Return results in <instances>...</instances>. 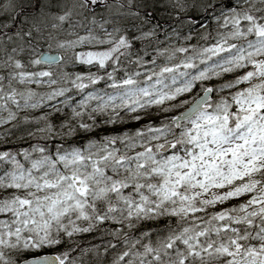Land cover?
I'll return each instance as SVG.
<instances>
[{"label":"snow or ice","instance_id":"snow-or-ice-1","mask_svg":"<svg viewBox=\"0 0 264 264\" xmlns=\"http://www.w3.org/2000/svg\"><path fill=\"white\" fill-rule=\"evenodd\" d=\"M0 129V264H264V0H0Z\"/></svg>","mask_w":264,"mask_h":264},{"label":"trees","instance_id":"trees-1","mask_svg":"<svg viewBox=\"0 0 264 264\" xmlns=\"http://www.w3.org/2000/svg\"><path fill=\"white\" fill-rule=\"evenodd\" d=\"M206 23H208L210 29L214 30L215 25L213 22L206 21ZM165 27H167V25H165ZM169 31H170V29H169ZM184 31H186V29ZM160 39L161 40L164 39L163 34H161ZM196 42H197L196 38H194L191 41V43H196ZM201 43H203V42H201ZM72 66L73 65L69 64L67 70L68 71H83V70H85L83 66H78V67H72ZM53 119L55 120V122L57 124H59L61 122V120L64 119V116L61 115L59 117H54ZM145 121H142V122H145ZM137 127H138V125H133V123H126L124 125H119V126H115V127L109 126L107 129L100 131L99 134L93 133L92 135L98 139L100 135L111 134L113 132H121V131L130 130V129L134 130ZM77 139H79L80 143H86L87 142V139H85V137H73V138L69 139L68 143L72 144ZM30 143H34V141L17 140L16 137H12L11 143H0V150H12V151H16L18 149L22 150L24 148L29 147ZM40 143H43V142L41 141ZM48 146L51 149L53 147V142H49ZM231 203H236V201H232ZM110 238L111 237L103 236V234L100 232H96V233H91V234H85L81 237H78V240L80 241V244L82 247L87 246L89 248H92V247L97 246V245L101 246L100 251H101V253H103V247L102 246L106 242V240L110 239ZM63 247H69V245H64ZM60 250H61L60 248H51V249H44L43 252H44V254L45 253H57ZM111 252H112V250H110V253L108 255L102 254L101 255L102 256L101 262L99 264H111V259H112ZM78 255H79V251L73 253L74 257L78 256ZM78 264H83V262L80 261ZM90 264H98V263L97 262H91Z\"/></svg>","mask_w":264,"mask_h":264},{"label":"rangeland","instance_id":"rangeland-1","mask_svg":"<svg viewBox=\"0 0 264 264\" xmlns=\"http://www.w3.org/2000/svg\"><path fill=\"white\" fill-rule=\"evenodd\" d=\"M72 67H78V66H72ZM46 90H47L46 88H38L37 89V91H40V92H44ZM42 114H43V110H37V111H34L32 113V116L36 117V116H39ZM21 115H24V114L22 113ZM147 122L148 121L146 120L145 122H141V123H147ZM133 125H138V127L140 126L137 123H133ZM0 131H3V129H0ZM85 139H87V138L85 137ZM84 248L92 249L93 247L89 248V247L85 246ZM75 257L78 259V263L80 261H82L83 264H90L91 262H97L99 264L101 262L102 256L101 255L97 256L94 252H89V253L84 254L82 257H81V254L79 253V255L75 256Z\"/></svg>","mask_w":264,"mask_h":264},{"label":"water","instance_id":"water-1","mask_svg":"<svg viewBox=\"0 0 264 264\" xmlns=\"http://www.w3.org/2000/svg\"><path fill=\"white\" fill-rule=\"evenodd\" d=\"M53 54H55V53H53ZM49 254H52V253H49Z\"/></svg>","mask_w":264,"mask_h":264}]
</instances>
